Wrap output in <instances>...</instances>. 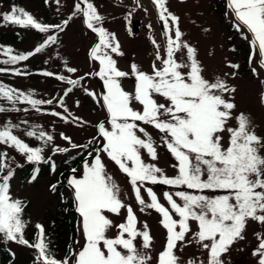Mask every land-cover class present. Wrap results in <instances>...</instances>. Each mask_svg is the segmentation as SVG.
<instances>
[{"label": "snow or ice", "instance_id": "1", "mask_svg": "<svg viewBox=\"0 0 264 264\" xmlns=\"http://www.w3.org/2000/svg\"><path fill=\"white\" fill-rule=\"evenodd\" d=\"M152 2L164 26L166 49L161 55L160 46L156 45V60L160 63H153L150 73L141 71L135 63L130 66V73L117 67L112 54H122L120 45L115 42L114 34L99 26L103 18L90 0H78L72 15L57 24L38 22L22 8L13 7L10 12L0 14V20L4 22L47 34L46 39L27 54L12 55L11 49H3L8 56L5 63L26 61L57 45L59 33L66 30L76 14H82L85 26L99 38L90 49L89 56L99 64L95 75L103 82L104 91L99 95L88 89L84 91L105 110V120L98 122L96 136L84 145L74 143L64 133L60 134L71 149L87 152L82 170L72 168L67 181L74 190L76 211L81 218L83 243L79 248L72 249L62 259H56L45 242L44 228L39 224L36 225V243L24 238L26 222L22 214L26 205L10 193L13 171L6 163L7 154L0 152V238L34 248L38 253V264H151L153 238L150 230L147 224L143 229L137 226L135 210L121 199L118 184L105 169V155L129 178L140 211L152 209L161 216L166 243L157 254L156 264H180L176 251L193 241L206 250V264H224L223 256L237 241L245 239L244 232L250 220L264 225V156L260 154L264 149V137L251 129L243 112L234 114L236 105L229 94L236 89L220 77L212 80L204 77L197 51L182 41L179 18L169 12L166 0ZM56 3L59 4L60 0ZM227 7L234 17L232 26L249 41V63H258L264 70V0H227ZM152 43L156 44V41ZM177 53L186 54V58L178 59ZM230 67L238 68L239 65ZM64 68L69 74L77 71L67 62ZM252 72L259 75L256 68H252ZM14 74L21 73L17 71ZM40 74L65 83L67 87L63 95L44 101L33 99L31 93L0 85V99L12 104L27 103L36 111H41V105H52L55 100L62 112L53 110L49 113L51 116L64 123H87L73 116L65 105V97L82 86L80 82L84 77L72 79L49 71ZM130 74L135 79L132 92L125 91L121 84V80ZM76 103L79 106V102ZM133 104L141 107L134 108ZM2 111L5 109L0 107ZM233 120L235 126L230 123ZM141 125L151 126L162 134L163 146L176 161L173 165L175 175H167L154 163H145L142 151L155 161L158 159V145ZM17 127L11 124L0 127V144L14 148L29 163H48L51 171L55 172V161L51 157L45 158L44 147H31L19 139L13 134ZM26 135L44 146L54 141L53 135L43 130H29ZM97 136L102 143L99 148H94ZM69 150L68 147L54 146L52 153ZM38 171H34L31 180L36 179ZM147 185L175 189L163 192L168 207L160 203L157 194ZM50 187L56 190L55 184ZM142 192H146L147 202ZM108 214L123 215L124 220L114 223ZM112 229L115 232L109 236ZM189 235L191 240L187 239ZM257 241L253 255L257 257L258 264H264V235L257 233ZM187 264H205V261L189 260Z\"/></svg>", "mask_w": 264, "mask_h": 264}, {"label": "rangeland", "instance_id": "2", "mask_svg": "<svg viewBox=\"0 0 264 264\" xmlns=\"http://www.w3.org/2000/svg\"><path fill=\"white\" fill-rule=\"evenodd\" d=\"M77 2L78 0H60V3L57 4L56 0H0V14L10 12L13 7L22 8L38 22L57 24L72 15ZM90 2L103 18L99 26H102L108 33L114 34L115 42L120 45L122 54H112L117 67L130 73V66L135 63L141 71L150 73L152 64L160 63L156 60V45L160 46L161 55H164L166 49L164 26L159 20L156 6L152 0H90ZM165 6L169 12L179 18L182 41L196 49L197 59L203 69L204 77L209 80L220 77L226 80L230 87H234L236 91L229 94L232 102L236 105L234 114L243 112L250 121L251 129L258 136L264 137V102H262L264 84L261 83L264 81V70L259 68L258 63H249L251 54L249 41L232 26L234 17L227 7V0H166ZM132 20L138 23L136 34L133 33ZM162 26L163 29H161ZM13 33L20 35L21 40L17 44L8 40V37ZM245 34H247L246 30ZM46 37L47 34L40 33L30 27H20L0 20V48L11 49V53L14 55L32 52ZM153 40L156 41V44L152 43ZM98 41V36L85 26L82 14H76L66 30L59 33V43L29 57L26 64L21 67L20 75L0 74V85L25 94L31 93L33 99L44 101L62 96L67 85L54 78L44 77L40 74L43 71L69 76L72 79L84 77L80 82L82 86L75 88L65 97V105L72 115L87 122L83 125L77 122L64 123L59 118L51 116L49 113L53 110L62 112L55 100L52 105H41V111H36L27 103L12 104L6 99H0V107L5 109L0 112V127L8 124L17 125L18 127L13 129V134L31 147H44L43 155L46 159L51 157L53 161L61 162L73 156L78 157L81 162L77 166L78 170H82V161L87 156V152L84 149H71L70 145L61 139L60 134L64 133L71 137L74 143L84 145L93 136H96L95 126L98 122L105 120L107 115L105 110L84 91V89H88L97 95L104 91L103 82L95 75V72L99 70V64L97 61L91 60L89 56L90 49ZM176 57L184 59L186 54L177 53ZM65 62L76 68V73H67L64 68ZM232 64L239 65V67L232 68L230 67ZM252 68H256L259 75H254ZM121 84L125 91L132 92L135 79L130 74L121 80ZM77 101L79 106H77ZM133 107L139 109L141 106L133 104ZM25 109L27 110L25 111ZM65 115L67 114L65 113ZM23 121L27 123H22ZM230 123L235 126V120ZM141 126L158 145V159L155 161L142 151L145 163H154L167 175H175L176 169L173 165L176 161L163 146L160 140L162 134L151 126ZM33 129L43 130L53 135V143L44 146L37 139L28 137L26 132ZM101 143L102 139L97 136V142L92 147L99 148ZM54 146L68 147L70 150L66 153L53 155L52 148ZM0 152L7 154L6 163L12 171L27 161L26 157L14 148L3 144H0ZM260 154L264 156V149H261ZM103 159L107 173L113 177L120 188L121 199L135 210L138 218L137 226L143 229V226L147 224L153 238L150 249L151 264H156L157 254L166 243V230L160 223L161 216L152 209L141 212L132 192L129 178L106 155ZM69 176L65 181L69 189L65 191V195L68 196L70 192L75 210L77 237L74 249L79 248L83 240L80 231L81 218L76 211L74 190L67 182ZM31 178L28 177L25 181H21L16 171L13 172L10 193L14 199L27 203L22 214V219L26 222L24 238L34 244L38 237L36 225L43 226L46 231L45 235L49 233L51 221L57 217L58 210L63 209L64 206L59 196L50 189V184L56 180L52 173H48L44 177H36L35 180H31ZM146 187H151L157 194L160 203L168 207L163 192H171L175 189L164 185H147ZM142 195L147 202L146 192H142ZM108 215L114 223H121L124 220L123 215ZM173 215L175 219H178L175 214ZM192 227L195 231V224ZM114 232L115 229H112L108 235L112 236ZM257 233L264 235V225L250 220L244 232L245 239L237 241L223 256L224 264H258L257 257L253 255L258 244ZM187 239L191 240V235ZM58 242L59 240H56L54 244H51L49 250L52 249L56 259H62L63 252L59 250ZM137 244L139 245V241ZM5 253H8L9 260L2 264H38V253L34 248L0 238V255L5 256ZM176 255L180 258V264H187L189 260L205 261L206 264L207 260L206 250L194 241L179 248Z\"/></svg>", "mask_w": 264, "mask_h": 264}, {"label": "trees", "instance_id": "3", "mask_svg": "<svg viewBox=\"0 0 264 264\" xmlns=\"http://www.w3.org/2000/svg\"><path fill=\"white\" fill-rule=\"evenodd\" d=\"M220 6H222L221 3ZM8 40L13 44H17L20 42L21 38L19 34L13 33L11 36L8 37ZM7 60L8 56L5 55L3 53V49L0 48V69H6V71H0V74L13 75V73L17 71L21 72V67L26 64L27 61H20L15 64H10L5 63V61ZM55 164L56 171L52 172L48 163L35 164L26 161L19 167H15L13 172L16 171L21 181H25L28 177H32L36 169L39 170L36 177H44L48 173H52V175L55 176L56 180L51 183L50 186L53 184L56 185V190L54 192L59 196L64 208H60L57 212V217L51 221L49 233L45 235L46 231L44 230V237L45 242L49 246V249L51 244H54L56 240H59V250L63 252L62 258H64L67 254L71 252V249H73L77 237V232L75 228V210L70 192L68 196L65 195V191L69 190L65 181L67 177L71 174V169L76 168L80 164V159L78 157L73 156L61 162L55 161ZM23 202L26 205L24 208L25 210L27 207V203L25 201ZM50 251L53 253L52 249ZM7 256L8 253H5V256L0 255V264L9 260V257Z\"/></svg>", "mask_w": 264, "mask_h": 264}, {"label": "water", "instance_id": "4", "mask_svg": "<svg viewBox=\"0 0 264 264\" xmlns=\"http://www.w3.org/2000/svg\"><path fill=\"white\" fill-rule=\"evenodd\" d=\"M132 25H133L132 28H133V31H134L133 33L136 34V33L138 32V28L136 27L137 22H136V21H133ZM134 26H135V27H134Z\"/></svg>", "mask_w": 264, "mask_h": 264}, {"label": "flooded vegetation", "instance_id": "5", "mask_svg": "<svg viewBox=\"0 0 264 264\" xmlns=\"http://www.w3.org/2000/svg\"><path fill=\"white\" fill-rule=\"evenodd\" d=\"M138 24V23H137Z\"/></svg>", "mask_w": 264, "mask_h": 264}]
</instances>
